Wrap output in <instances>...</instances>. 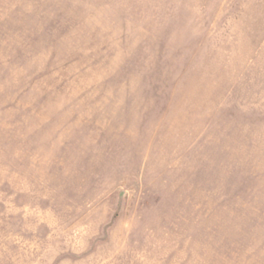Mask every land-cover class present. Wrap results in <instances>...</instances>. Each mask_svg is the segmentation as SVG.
<instances>
[{"label":"rangeland","instance_id":"obj_1","mask_svg":"<svg viewBox=\"0 0 264 264\" xmlns=\"http://www.w3.org/2000/svg\"><path fill=\"white\" fill-rule=\"evenodd\" d=\"M0 264H264V0H0Z\"/></svg>","mask_w":264,"mask_h":264}]
</instances>
